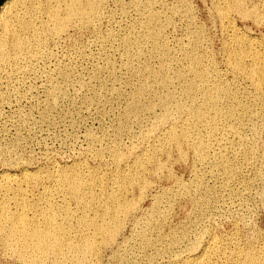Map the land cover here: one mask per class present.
I'll return each instance as SVG.
<instances>
[{
  "label": "rangeland",
  "instance_id": "rangeland-1",
  "mask_svg": "<svg viewBox=\"0 0 264 264\" xmlns=\"http://www.w3.org/2000/svg\"><path fill=\"white\" fill-rule=\"evenodd\" d=\"M6 1H9V0H3L0 6V12L2 11L3 6ZM105 1L102 3L103 6L100 7V12L92 16L93 18H91L86 24H78V25L74 24L73 25L72 23L68 25L67 27L70 28L72 26L73 28L71 27V29H69L66 27V31L63 32L61 35H59L58 38L49 36L44 46L45 53L47 54V56L45 57L46 59L44 58L42 59V61L40 60V62L38 63L39 65L36 64L35 66H33L31 70H28L26 72H21V73H16L12 71L11 69H7V70L0 69V151L5 149L8 152L6 156L0 155V174H2V172L4 171L3 173L7 172L10 175L20 176L21 173L24 171V169L26 172H28L29 175L34 173L30 177L31 178L33 177V179H35L36 182H34L35 180L30 181L29 182L30 186L27 188L24 185V189H26V192L22 196V198H24L26 202H29L31 201V199L33 200V198H35L37 194L36 193L35 196H33L32 191L35 193L36 191L38 190L42 191L45 188L48 192H50L49 197L51 198L53 196L52 197L53 199L51 198V200L52 201L54 200L52 203L56 204L55 206L60 207L61 209H66V210L69 209L72 212L74 211L79 212L80 211L79 206L76 205L78 208L75 206L76 203L73 201V199H71V196H69L70 194H68V191L65 192L64 190L65 187H63V189L61 190L60 186L55 185L53 183V181L57 180V178L60 180V177H59L60 175L61 176L63 174L72 175L71 173L77 172L78 170L90 182L95 180L96 182L100 183V186L103 189L105 188L104 190H107L111 186H114L115 181L113 180H116V177L117 176L120 177L122 176V174L129 176V178L130 177L134 178L133 183L135 182L136 186H134L135 184L133 185L131 183L132 185L128 187L132 189H129L127 187L128 188L127 193L125 194L124 197H127V199H125L127 202H128V199L130 200L129 202H132V201L135 202V205L133 206L132 211H130L131 213L129 214V216L124 220V223L125 222L126 223L123 225V229H121L120 233L117 235L115 244L112 245L110 248L108 247L106 249H103V252H102L103 255L101 254L100 257L98 258L89 257L84 264H88V263L89 264H92V263L93 264H108V263L109 264H115V263L116 264H143V263L151 264V262H153L152 264H171V256H165L160 259L156 258L154 259V261H149V259L144 257L143 252L146 251V249H144L145 247L143 246V243H142L143 240L146 239V240L151 241L156 246V248L160 249L161 247H164L165 250L172 251V254L175 255L179 252L186 251L187 245L192 239H195L198 237L199 244H201V241H205L207 239V236H203L202 232L204 228L212 230L219 239L223 240L226 244H229L230 236L232 235V232L234 231L233 226L235 225L239 226L240 228L239 230L240 234L239 236H237V240H238L237 243H239V246L241 245L243 240L245 241L248 240L247 243L252 245L253 248L255 247V249H258L261 245L264 244V172L256 171L258 170L257 168L258 163L254 166L246 165L242 160L241 153L247 147V141H249V139L251 138L252 130L255 127L259 128V129H256L259 131L256 132V130H254V132L255 133L260 132L258 135L262 137V138L260 137L261 139L257 138L256 141H258V143L256 142L255 145L257 148L261 147L262 142L264 141V121H262L261 119H254V118L249 117L243 122V126H242V129H243L242 137L244 139L243 143H240L239 138L233 133H229L227 135L228 136L227 139H223L220 135H218L216 139L211 141L212 147L213 146L218 147V145L222 146L223 152L226 154V156L230 160H232L233 162L239 165V171L235 179L232 181H226L224 179H217L215 177H211L207 171L201 175L200 174L195 175L194 168H196V171H202L201 169L203 168L200 167L199 162L195 160L192 148L187 149V147L182 146L181 150L184 152L183 153V152H180L181 150L177 149V146H175V144L171 140L167 138H161V137L159 138L160 140L153 138V137H156L154 136V134L152 136V132H155L154 130L156 129V124H157V123H154L156 122L154 120L158 119L157 117L159 116L158 113H161L158 108L154 109L153 111L154 113L151 112V114H141L142 116L139 115L138 120H135V121H132V119L134 120L136 117L134 118L133 116H130L131 119H129L127 122L125 121L126 123L123 125L124 126L123 130L125 129L124 132L123 131L122 133L118 132L117 129L119 128V125H120L118 120L120 121L124 118L125 114L123 113L126 112V109L130 103L129 97H131L130 95L132 91L131 89L132 84H130V80L133 79L130 73V68H134L138 65V61L133 60L132 55L135 53V50H136L135 47L137 45L139 46V42L141 40L140 33H138L139 32L138 28H136L137 27L136 24L138 20H140V18L144 16V13L141 12V9H140L141 7L139 8L137 6H134L136 4H139L140 2L142 4V0H139L140 2L138 0H123V1L119 0V2L118 0H105ZM135 1L137 3H135ZM143 1H146V0H143ZM149 1H152V0H149ZM158 1L159 2L157 3V1L155 0L154 5L155 4L156 5L155 7L153 5V7L156 12L160 13L162 17L160 19L161 20L160 22L162 24L166 20L168 21V22L166 21L163 24V27H164L163 37L164 38L162 39H163V45L166 51L168 52L169 56L170 57L173 56V58L175 57L177 58V59L175 58L176 62H173V66L175 65L174 67L176 68L177 66L181 67L180 66L181 63L184 64V61L182 62V59L180 58L181 57L180 52L181 50H184L185 47L186 49L190 47L189 45H191L192 44L191 42L193 41L192 35L199 34L201 38L198 41H196L197 46L199 48L198 52L202 54V56H205L206 58H208L205 60L204 65H206L207 68L213 72V74L210 76L206 84L210 85L213 83H219L221 85L223 84L227 85L230 87L231 90L239 93L243 101L251 103L253 91L251 89L250 81L244 78L235 79L233 77L227 65V61L225 57L226 52L224 49L227 46L229 48L241 47L246 51L247 59L250 60L251 57L248 55L247 50L245 48L247 45L245 44V39H255L259 43L258 47L261 48L259 51L264 56V24H263V21L257 24L254 16L247 17L248 19L247 18L242 19L240 17L241 15H239L236 11L230 12L228 14L229 18L222 19L219 16L215 15L216 13H214L215 11L214 7H215L217 0H158ZM232 1L234 0H224L223 3H218V4H220L223 7V9L228 10L226 8V3L228 2L231 3ZM242 1H243V6L245 10L249 11V10L257 9L264 19V15H263L264 14V0H242ZM152 2H154V0ZM114 4L115 6H117L116 8ZM122 6H124L125 8ZM136 8H139L140 10ZM124 9H125L126 14L124 12ZM112 10L114 13L112 12ZM172 10H178V12L180 10L181 12H179L180 14L178 13L174 14L172 13ZM122 12H124V14ZM18 13L21 14L20 11H16V12L13 11V14H11L8 17L7 16L0 17V22H1L0 23V36H1L0 38L6 35L9 32L10 28L11 29L12 28L14 29L15 27H16L15 29L18 28V25L16 24L17 17L14 15ZM171 18L173 20H171ZM227 24H232L236 26V28L239 30L238 32L240 33V37L242 38V43L238 44L235 41V39L229 38L230 34L229 32L225 30V26ZM259 24L260 26H258ZM87 25L89 26L86 28ZM98 27L100 29H98ZM128 29H131V30H128ZM92 35H94L96 38ZM133 36H136V37H133ZM122 37H124L125 39ZM120 38H122V40H119ZM54 39H56V41ZM75 39H76V42L78 41H81V42L76 43ZM125 40H128V42H125ZM112 42L113 44H110ZM120 44L122 45L123 49L121 48ZM112 45L114 46L112 47ZM117 45L119 47H117ZM143 47L145 48V46ZM149 49L150 48L148 47L147 51H149ZM121 56L122 57L125 56V57L122 59ZM155 59L156 57H153L151 59V64L153 63L154 67L158 65V63H156L158 62V58L156 59L157 61ZM178 59H180L181 61ZM140 60L142 59L140 58ZM209 60L211 61V63ZM107 62L108 64H106ZM66 63L68 64L66 65ZM130 63L132 67L130 66ZM111 71H112V74L115 75V77L112 76ZM108 74H110L111 76H108ZM78 78H80V80ZM48 79H50V81L52 82H50ZM59 83L61 85H59ZM171 89L175 90L176 85H174ZM114 90H116L117 92ZM156 91L157 92L159 91L158 94L160 95L164 94V90L162 92V89L161 91L160 89ZM110 92L111 93L113 92V93L110 94ZM114 92L116 93L114 94ZM117 93H119L121 96H119V94ZM93 94H97V95H93ZM86 98H89L90 101H93V102H90L89 99H86ZM86 100L88 101L86 102ZM141 100H142L141 102L145 103L147 101V97L142 98ZM49 101L50 103H48ZM82 102L83 103L86 102V104L84 103L85 104L84 105L82 104ZM49 104L52 106H50ZM127 104L128 106H126ZM54 105L56 108L54 107ZM261 107L263 109H259V111L262 112L264 116V104H262ZM50 109L51 110L53 109L52 110L53 112H50L51 111ZM117 115L118 116L120 115V116L118 117ZM116 121L119 123V125L118 123H116ZM132 124L134 126H131ZM233 124H234V121H230L229 125H233ZM154 125H155V128H154ZM150 128H152L153 130ZM198 129L199 130H196V131H194L193 129H190L189 131L194 134L195 133L203 134L205 132L200 127H198ZM129 130H131V132ZM111 131L113 135L111 134ZM117 132L121 134L122 136L119 134H116ZM127 132H129L128 134L132 133L130 134L131 136L126 134ZM141 132H142V135L140 134ZM136 133H139V134H136ZM145 133H147L148 136L147 135L144 136ZM89 134H91V136ZM118 135L120 136L119 138L120 140L118 139L119 137ZM92 136H94L95 138L94 137H93L94 139L91 138ZM146 136L147 137L150 136L149 140ZM96 138L97 140H95ZM109 139L110 140L112 139V141H110ZM164 140L168 142L169 145H170V142L173 145L171 144L172 146L171 145L169 146ZM115 141H117V143ZM120 141L123 143L122 145H119L121 144ZM159 142H161V144ZM108 145L109 146L111 145V146L109 147ZM117 146H120V147H117ZM155 146L157 147V149L156 148L154 149ZM168 146L170 147V149ZM150 147L152 150L151 149L149 150ZM101 148H102V151H101ZM126 148L129 151H127ZM109 149L110 150L115 149V150L110 151ZM109 151H110V154H107V152L109 153ZM113 151L114 152L117 151L115 152L116 154L113 153ZM187 151L189 154L187 153ZM94 152L95 153L97 152L96 155ZM155 154L157 155L155 156ZM105 155H108V156L106 157ZM100 156L101 158H98ZM157 156L160 159L161 158L162 159L158 160ZM171 157L172 159H170ZM191 157L194 159V161ZM118 158H120V160ZM112 159H117V160H112ZM169 159L171 161H169ZM131 160L133 161V163ZM156 160L158 161L156 162ZM213 160H214V156L209 155V161H213ZM182 161L183 162L185 161L184 162L185 164ZM141 162L143 163L145 162L143 166L139 165ZM154 162L157 164H155ZM159 162L161 165H158ZM115 163L117 165H115ZM130 164L132 165V167H130L131 166ZM103 166L105 169L103 168ZM96 167H98V169ZM208 168L209 166L205 165L204 169L210 170V168L209 169ZM156 169L158 170L156 171ZM159 169L161 170V172L159 171ZM63 170L65 172L67 170V172L65 173ZM43 172L44 173L46 172V173L44 174ZM121 172H124V173H121ZM91 174L94 178L93 180H92ZM171 174L173 176H171ZM39 175H42V176H39ZM50 175L52 178L50 177ZM159 175H160V178H159ZM36 176L38 178H36ZM39 177L41 178L39 179ZM96 177L99 180H97ZM106 177L108 178V180L111 179L110 182L108 180H107L108 183L106 182V179H107ZM143 177L144 178L146 177V179L144 180ZM152 177L155 179H153ZM197 177L199 178L197 179ZM201 177L204 178L205 183L209 187H211L218 193L219 199L215 207L210 209L207 212L209 214V220L200 227H194L191 230L189 237H184L183 234L190 230L189 229L190 228L189 218L193 217V213L190 210L188 202L190 198L192 197L197 198L199 196V193L202 187L198 186L196 182H198L199 179L200 181L203 182L202 180L203 178ZM137 182L139 183L137 184ZM148 182L150 183L146 184ZM190 182L193 184H191ZM243 182L248 183L249 186L245 187L243 185ZM145 185L146 186L148 185L147 186L148 188L144 187ZM33 186H35L33 188L34 190L31 189ZM137 186L141 189H139ZM182 186H184L185 188ZM139 190L141 192H138ZM95 191L97 192V194L99 193V190H97V188L95 189ZM132 192L135 194H132ZM190 192L191 193L193 192V194H191ZM66 194L68 197L65 196ZM130 194L134 196H131ZM139 195H140V198H139ZM145 195L147 196V198H145L146 197ZM129 196H131L132 198ZM103 198L100 199V197H97L96 199L103 205L105 204L103 202L104 201ZM138 199H141V200H138ZM60 201H62V203ZM159 201L161 204L159 203ZM33 202L36 203L39 201H33ZM170 203L173 204V206ZM30 204H32V202ZM136 205H138V207ZM8 206H9L11 213L16 212L15 213L16 215L19 214V211H21L20 206L15 205L13 201H10ZM61 206H63V208ZM170 207L173 209H171ZM103 209H104V205L101 208V211ZM25 213H27L26 215H27L28 220H30L29 221L30 223L32 222V220L36 221V219L32 217L31 215L32 213L30 210H28ZM151 220H154V221H151ZM147 224H149L150 227ZM181 225L183 228L181 227ZM185 227H187L188 229ZM178 237L179 238L183 237V238L179 240ZM66 238L73 240L74 234H70V236L68 237L66 236ZM126 239L128 242L126 241ZM176 240H178V242ZM167 243H171V245L167 246ZM202 243L204 244L205 242H202ZM156 244H159V245H156ZM133 245L135 248L133 247ZM0 246H1L0 264H24V263L25 264H32V263L33 264H53L49 258L45 259L43 263H40V262L38 263L37 261H35V257H33L32 255L31 257L29 256L30 254L24 257L25 261H23L24 258H21L20 255H17L19 254L20 251L16 249V247H7L6 244L2 242L1 240H0ZM2 246H4V248ZM123 246H126V247L128 246V247L126 248ZM229 248H230L229 252L235 253L234 249H232L231 246ZM138 251L141 253H139ZM148 251L149 250H147L146 253ZM12 252H14V254ZM210 256L214 257L216 264H230V263H227L225 259L223 257H220L219 255L212 254ZM89 259L90 261L92 260L91 263ZM100 260L102 263L100 262ZM29 262H32V263H29Z\"/></svg>",
  "mask_w": 264,
  "mask_h": 264
},
{
  "label": "bare ground",
  "instance_id": "bare-ground-1",
  "mask_svg": "<svg viewBox=\"0 0 264 264\" xmlns=\"http://www.w3.org/2000/svg\"><path fill=\"white\" fill-rule=\"evenodd\" d=\"M104 1L105 0H9V1H6L4 6H3L2 11L0 12V17H2V16L8 17L11 14H13V11L14 12L20 11L21 14H19V13L14 14L17 17L16 18V24L18 25V28L17 29H15L16 27L14 29L12 28L13 30L10 28L9 32L6 35H4L2 38H0V69H3V70L11 69L12 71H14L16 73H21V72H26L28 70H31L33 68V66L38 64L40 62V60L42 61V59H44L47 56V54L45 53V47L44 46H45V43L47 42V38L49 36L58 38L59 35H61L63 32L66 31V27L72 23H73V25L74 24H77V25L78 24H86L91 18H93L92 16H94L100 12V7L103 6L102 3ZM152 1H149V0L143 1L142 0V4L139 1L140 2L139 4L134 5V6H137L139 8L141 7L140 8L141 12L144 13V16L141 17L140 20H138V22L136 24L137 25L136 28H138V31H139L138 33H140V39L141 40H140V42L138 41L139 46L138 45L136 47L134 46L136 48V50H135V53L132 55L133 60L138 61V65L136 64L137 65L136 67L130 68V73L133 77V79L131 78L132 80H130V84H132V86H131L132 91H131V95H130L131 97L128 96L130 98V101H129L130 103L128 102L129 106H128V104L126 105L128 107L126 109V112L123 113V114H125L124 118L120 121L118 120L120 125L116 121V123H118V125H119V128L117 130H118V132H121V133H122V131L124 132L125 129L123 130V128H124L123 125L129 119H131L130 116H133L134 118L136 117L134 120L132 119V121H135V120H138L139 115L151 114V112H153L155 108H158L161 113H158L159 114V116H157L158 119L154 120V121H156L154 123H157V124H156V129L154 130L155 132H152V136H153V134H154V136H156L153 138H155V139H159L160 137L161 138H167V139L171 140L175 144V146H177L178 150H181L182 146L187 147V149L192 148L195 160L197 162H199V166L204 169L205 165H208L210 168V170L204 169V171H203V169H201L202 171H196V168H194L195 169V172H194L195 175H198V174L201 175L207 171L211 177H215L217 179H224L226 181H232L235 179V177L239 171V165L237 163L233 162L232 160H230L226 156V154L223 152L222 146L218 145V147H214V146L212 147L211 141L216 139L218 135H220L223 139H227L228 138L227 135L229 133H233L234 135H236L239 138V142L243 143L244 142V139L242 137V135H243V131H242L243 130L242 129L243 122L246 119H248L249 117L254 118V119H261L262 121H264L263 113L259 111V109H263L261 107V105L264 104V56L259 51L261 49L258 47L259 43L255 39H245V44H247L245 48L247 50L248 55L251 57L250 60L247 59L246 51L243 48H241V47L229 48L228 46L227 47L224 46V47H226L224 50L226 52L225 57H226L227 65H228L229 70L231 71L233 77L235 79L244 78V79H247L250 81L251 89L253 91V96H252L251 103H249V102L243 101L241 98V95L239 93L231 90L230 87L227 85H224V84L221 85L219 83H213L210 85L206 84V82L209 80V78L213 74V72L210 69H208L206 65H204L205 60L208 58H206L205 56H202V54H200L198 52L199 48L197 46L196 41H198L201 38V36L199 34L192 35L193 41L191 42L192 44L189 45L190 47H188L187 49L185 47V49L181 50V52H180V56H181L180 58L182 59V62L184 61V64H186V65L181 63V65L179 64L181 67L177 66L175 68L174 67L175 65L173 66V62H176V60H175L176 57L173 58V56L172 57L169 56L168 52L166 51V49L163 45V39H162V38H164L163 37V30H164L163 24L167 20L163 24L160 22L161 21L160 19L162 17L160 15V13H158L154 10V7L156 4L154 5L155 0H154V2H152ZM156 1H157V3L159 2L158 0H156ZM118 2H119V0H118ZM223 2H224V0H217L215 7H214L215 8L214 13H216L215 15L219 16L220 18H222V19L223 18H229L228 14L232 11H236L239 15H241L240 17L242 19H246L247 17L254 16L257 24L262 22V21L264 24L263 16L258 12V10L257 9H253V10H249V11L245 10L242 0H234L231 3H229V2L226 3V8L228 10L223 9V7L220 4H218V3H223ZM105 3H106V1H105ZM135 3H137V2L135 1ZM153 5H154V7H153ZM114 6H115V4H114ZM116 7L117 6H115V8ZM122 7H124V6H122ZM139 8H136V9H139ZM255 10H257V11H255ZM112 12H113V10H112ZM124 12H125V9H124ZM124 12H122V13L124 14ZM179 12H181V11L179 10ZM179 12H178V10H172V13H174V14H176V13L180 14ZM125 14H126V12H125ZM168 18H166V19H168ZM171 20H173V19L171 18ZM255 21H254V23H255ZM135 23H136V21H135ZM169 24H171V23H169ZM88 26L89 25H87L86 28ZM258 26H260V24ZM12 27H13V25H12ZM71 27L70 28L67 27V28L71 29ZM98 29H100V28L98 27ZM102 30H104V29H102ZM128 30H131V29H128ZM225 30L227 32H229V34H230L229 38L235 39V41L238 44L242 43V38L240 37V33L238 32L239 30L236 28L235 25L227 24L225 26ZM82 31H84V30H82ZM97 33H99V32H97ZM130 33H131V31H130ZM71 34H72V32H71ZM133 34H135V33H133ZM92 36H94V35H92ZM106 37H107V35H106ZM124 37H122V38H124ZM133 37H136V36H133ZM122 38H120L119 40H122ZM56 39H54V40L56 41ZM97 39H99V38H97ZM51 42H52V40H51ZM75 42H76V39H75ZM78 42H81V41H78ZM78 42H76V43H78ZM125 42H128V40H125ZM58 43H60V42H58ZM108 43H109V41H108ZM117 43H118V41H117ZM110 44H113V42ZM103 45H105V44H103ZM113 46L114 45H112V47ZM120 46L123 49L121 44H120ZM143 46H145V48ZM117 47H119V46L117 45ZM148 47L150 48L149 51H147ZM129 48H131V47H129ZM128 49H127V51H128ZM205 54H207V53H205ZM125 56H123V57L121 56L122 59ZM153 57H156V59L158 58V62H156V63H158V65L156 67H154L153 63L151 64V59ZM140 58L142 60H140ZM178 60H180V59H178ZM210 63H211V61H210ZM67 64L68 63H66V65ZM106 64H108V62ZM130 66L132 67L131 63H130ZM93 71H92V73H93ZM59 73H60V71H59ZM98 73H100V72H98ZM94 74H92V75H94ZM111 74H112V71H111ZM124 74H126V73H124ZM66 75H68V74H66ZM108 76H111V75L108 74ZM112 76L115 77L114 74H112ZM51 79H52V77H51ZM78 79L80 80V78H78ZM90 79H91V77H90ZM48 80L50 81V79H48ZM111 80H112V78H111ZM50 82H52V81H50ZM49 85H50V83H49ZM59 85H61V84L59 83ZM174 85H176L175 90L171 89ZM55 86H57V85H55ZM50 88H52V87H50ZM158 89H160V91L162 89V92L164 90V94H162V95L158 94L159 91L158 92L156 91ZM114 91H116V90H114ZM116 92H114V94ZM127 92H126V94H127ZM65 93H67V92H65ZM112 93L110 92V94H112ZM117 94H119V93H117ZM93 95H97V94H93ZM119 96H121V95L119 94ZM145 97H147V101L145 100L146 101L145 103L141 102L142 101L141 99L145 98ZM62 98H63V96H62ZM62 98H60V99H62ZM91 98H92V96H91ZM119 98H121V97H119ZM49 99H50V97H49ZM86 99H89V98H86ZM83 101H84V99H83ZM87 101L88 100H86V102ZM89 101H90V99H89ZM105 101H106V99H105ZM86 102H84V103L86 104ZM90 102H93V101H90ZM48 103H50V101ZM48 103H46V104H48ZM84 103L82 102V104H84ZM52 105H50V106H52ZM55 105H57V104H55ZM55 105H54V107H55ZM52 110L50 112H53ZM121 111H122V109H121ZM123 111H124V109H123ZM47 115H46V117H47ZM150 117H151V115H150ZM155 118H156V116H155ZM230 121H234V124L229 125ZM137 122H139V121H137ZM154 123H152V124H154ZM131 126H134V125L132 124ZM198 127L203 129L205 132L203 134L202 133H195L194 134V133H191L189 131L190 129H193L194 131L199 130ZM154 128H155V125H154ZM147 129H149V128H147ZM150 129H152V128H150ZM256 129H259V128L255 127L252 130L251 138L249 139V141H247V147L241 153L242 154V160L248 166H254L258 163V167H257L258 170H256V171L264 172V141L262 142V145L260 148L256 147L255 144H256V142L258 143V141H256V140H257V138L261 137L260 135H258L260 132L259 133L254 132V130H256ZM129 131L131 132V130H129ZM257 131H259V130H256V132ZM118 132L116 134H119ZM128 133L129 132H127L126 134H128ZM150 133H151V131H150ZM150 133H149V135H150ZM111 134H112V131H111ZM130 134H132V133H130ZM130 134H128V135H130ZM136 134H139V133H136ZM140 134L142 135V132ZM89 135L91 136V134H89ZM119 135H121V134H119ZM145 135L148 136L147 133H145L144 136ZM93 137L94 136H92L91 138H93ZM132 137H133V135H132ZM119 138H120V136L118 137V139ZM147 138L149 140L150 136ZM115 139H116V137H115ZM95 140H97V138ZM110 141H112V139ZM117 141H115V142L117 143ZM121 141H120L121 144H119V145L123 144ZM140 141H141V139H140ZM15 143H17V142H15ZM100 143H101V141H100ZM114 143H113V145H114ZM159 143L161 144V142H159ZM166 143L168 144V142H166ZM18 144H19V142H18ZM155 144H156V142H155ZM171 144L172 143L170 142V145ZM117 147H120V146H117ZM155 148L157 149L156 146L154 147V149ZM150 149H151V147L149 148V150ZM169 149H170V147H169ZM111 150H115V149H111ZM90 151H92V150H90ZM101 151H102V148H101ZM110 151H109V153L107 152V154H110ZM127 151H129V150L127 149ZM167 151H168V149H167ZM115 152H117V151H115ZM115 152L113 151V153H115ZM180 152H183V151L181 150ZM7 153L8 152L5 149L0 151V155H2V156H6ZM96 153H95V155H96ZM99 153H100V151H99ZM187 153H188V151H187ZM88 154H90V153H88ZM91 154H93V153H91ZM165 154H166V152H165ZM156 155L157 154H155V156ZM209 155L214 156L213 161H209ZM105 156L107 157L108 155H105ZM169 156H168V158H169ZM183 156H184V154H183ZM121 157H122V155H121ZM98 158H101V156ZM114 158H115V156H114ZM118 159L120 160V158H118ZM159 159L160 158L158 157V160ZM170 159H172V157ZM170 159H169V161H171ZM112 160H117V159H112ZM158 160H156V162ZM193 161H194V159H193ZM106 162H107V160H106ZM160 162L158 165H161ZM132 163H133V161H132ZM134 163H135V161H134ZM144 163L141 162L139 165L143 166ZM174 163H175V161H174ZM104 164H105V162H104ZM155 164H157V163H155ZM162 164H163V162H162ZM115 165H117V164L115 163ZM135 165H137V164H135ZM150 165H151V163H150ZM95 166H96V164H95ZM140 166H139V168H140ZM154 166H156V165H154ZM194 166H195V164H194ZM111 167H112V165H111ZM130 167H132V165ZM158 167H160V166H158ZM14 168H15V166H14ZM14 168H12V169H14ZM51 168H52V166H51ZM96 168L98 169V167H96ZM103 168H104V166H103ZM161 168H163V167H161ZM63 169H65V168H63ZM157 170L158 169H156V171ZM159 171L161 172L160 169H159ZM3 172H2V174H0V240L2 242H4L7 247H16V249H18L20 251L19 254H17V255H20L21 258H24L28 254H30L29 256L31 257V255H32L33 257H35V261H37L38 263L39 262L43 263V261L45 259L49 258L53 264H84L89 257H92V258L100 257V255L103 252V249H106L108 247L110 248L112 245L115 244L117 235L120 233L121 229H123V225L126 223V222L124 223V220L129 216V214L131 213L130 211H132L133 206L135 205V202H133L132 199H131L132 202H129L130 201L129 199L127 202L125 200V199H127V197H124L125 194L127 193V189L130 187V185L135 184L134 186H136V183L135 182L133 183L134 178L133 177L129 178V176H127V175L122 174V176H120V177L117 176L116 180H113V181H115L114 186H111L107 190H104L105 188L103 189L100 186V183L93 180L94 178H93L92 174H91L92 180H93L92 182L87 180L86 177L83 176V174H81V172H79L78 170H77V172L71 173L72 175L69 174L70 172L68 173L69 175H67V174H63L62 176L60 175L59 176L60 180L57 178V180H54L53 183L55 185L60 186L61 190L63 189V187H65L64 188L65 192L68 191V194H70L69 196H71V199H73V201L76 203L75 206L76 205L79 206V208H80L79 212H75V211L72 212L69 209L68 210L61 209L60 207L55 206L56 204L52 203L54 200L53 201L51 200V198L53 196L50 198L49 197L50 192H48L45 188H44L45 190L43 189L42 191L37 189L38 191H36L35 193L32 191L33 196H35V194L37 193L36 197L33 198V200L31 199V201H29L30 203L32 202V204H30L29 202H26L25 199L22 198V196L26 192V189H24V185L27 188L30 186L29 182L35 180V179H33V177L32 178L30 177L34 173L29 175L28 172L25 171V169L21 173L20 176H14V175L8 174L7 172H5V173H3ZM55 172H56V170H55ZM60 172H58V173H60ZM66 172H67V170H66ZM172 172H173V170H172ZM121 173H124V172H121ZM109 174H110V172H109ZM195 175H193V176H195ZM39 176H42V175H39ZM156 176H158V175H156ZM171 176H173V175L171 174ZM50 177H51V175H50ZM147 177H148V175H147ZM36 178H38V177L36 176ZM40 178L41 177H39V179ZM159 178H160V175H159ZM168 178H170V177H168ZM198 178L199 177H197V179ZM201 178H203V177H201ZM145 179H146V177L144 178V180ZM153 179H155V178H153ZM97 180H99V179L97 178ZM100 180H101V178H100ZM107 180H108V178L106 179V182L108 183V181L110 182L111 179L108 181ZM202 180H203V182L200 181V179L198 180V182H196L198 186L202 187L200 190L199 196L197 198L196 197L190 198V200L188 202L190 210L193 213V217L189 218V225H190L189 229L190 230L189 231L187 230L188 232H185L186 231V229H185V231H184L185 233L183 232L184 237H189V234L194 227H200L205 222H207L209 220V214L207 212L210 209L215 207V205L217 204L218 199H219L218 193L205 183L204 178ZM34 182H36V180ZM51 182H52V180H51ZM139 182H137V184ZM149 183L150 182H148L146 184H149ZM187 183H188V181H187ZM193 183H194V181H193ZM193 183H191V184H193ZM243 185L245 187L249 186L248 183H245V182H243ZM147 186L145 185L144 187L148 188ZM34 187L35 186H33L31 189H33ZM182 187H184V186H182ZM37 188H39V187H37ZM96 188H97V190H99L98 194L95 191ZM172 188H170V189H172ZM129 189H132V188H129ZM139 189H141V188H139ZM150 190H151V188H150ZM167 190H168V188H167ZM49 191H51V190H49ZM104 191H106V192H104ZM184 191H186V190H184ZM138 192H141V191L139 190ZM61 193H63V192H61ZM194 193H196V192H194ZM46 194H48V195H46ZM51 194H52V192H51ZM99 194H100V196H99ZM132 194H135V193L132 192ZM191 194H193V192ZM140 195H139V198H140ZM65 196H67V194ZM131 196H134V195H131ZM131 196H129V197H131ZM97 197H100V199L104 197L103 202L105 204H103L104 209L102 211H101V208L103 207V205L96 199ZM179 197H181V196H179ZM145 198H147V196ZM54 199H56V198H54ZM138 200H141V199H138ZM10 201H13L15 205L20 206L21 211H19V214L16 215L15 214L16 212L11 213L9 206H8ZM33 201H39V202L34 203ZM63 201H64V199H63ZM60 202L62 203V201H60ZM159 203H160V201H159ZM164 203H165V201H164ZM136 204H137V202H136ZM170 204H168V205H170ZM171 205L173 206V204H171ZM136 206L138 207V205H136ZM61 207L63 208V206H61ZM152 208H153V206H152ZM171 209H173V208H171ZM28 210L31 211V213H32L31 215L34 219H36V221L32 220L31 223L29 222L30 220H28V218H27V215H26L27 213H25ZM155 212H157V211H155ZM90 213H92V214H90ZM135 218H137V217H135ZM151 221H154V220H151ZM142 223H144V222H142ZM147 225L149 226V224H147ZM181 227H182V225H181ZM181 227H179V228H181ZM185 228H187V227H185ZM169 229H170V227H169ZM233 229H234V231L232 232V235L230 236V243L226 244L223 240L219 239L212 230L204 228L202 233H203V236H207V239L205 241L200 240L201 244H199V238L198 237L195 239H192L188 243L186 251L179 252L175 255L172 254V251L165 250L164 247H161L160 249L156 248V246L151 241L144 239L142 242L143 246L145 247L144 249H146V251L147 250H149V251L147 253H146V251H144L143 256L146 257L147 259H149V261H154V259H156V258L160 259V258H163L165 256H171V264H216L214 257L210 256L212 254H215V255H219L220 257H223L225 259V261L227 263H230V264H264V244L261 245L258 249H255V247L253 248L252 245L247 243L248 240L247 241L243 240L241 245L239 246V243H237V241H238L237 236H239V234H240L239 233L240 228H239V226L235 225V226H233ZM148 230H150V229H148ZM165 231H167V230H165ZM70 234H74L73 240L66 238V236L68 237V236H70ZM182 238H179V240ZM245 239H247V238H245ZM259 239H261V238H259ZM126 241H127V239H126ZM176 241L178 242V240H176ZM202 242H205V243L203 244ZM156 245H159V244H156ZM168 245H171V243H167V246ZM229 245L232 247V249H234L235 253L229 252V249H230ZM2 247L4 248V246H2ZM123 247H126V246H123ZM133 247H134V245H133ZM0 248H1V246H0ZM13 249H15V248H13ZM136 249H138V248H136ZM118 251H120V250H118ZM14 252H16V251H14ZM14 252H12V253L14 254ZM17 253H18V251H17ZM139 253H141V252H139ZM122 254H124V253H122ZM1 255H3V254H1ZM6 255H7V253H6ZM23 261H25V258ZM89 261H90V259H89ZM89 261H87V262H89ZM91 261H90V263H91ZM100 262H101V260H100ZM29 263H32V262H29ZM44 263H46V262H44ZM152 263L153 262H151V264Z\"/></svg>",
  "mask_w": 264,
  "mask_h": 264
},
{
  "label": "water",
  "instance_id": "water-1",
  "mask_svg": "<svg viewBox=\"0 0 264 264\" xmlns=\"http://www.w3.org/2000/svg\"><path fill=\"white\" fill-rule=\"evenodd\" d=\"M2 2H3V0H0V6H1Z\"/></svg>",
  "mask_w": 264,
  "mask_h": 264
}]
</instances>
